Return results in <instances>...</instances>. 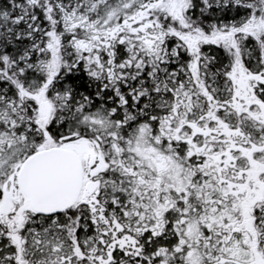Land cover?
<instances>
[{
	"label": "snow or ice",
	"instance_id": "obj_1",
	"mask_svg": "<svg viewBox=\"0 0 264 264\" xmlns=\"http://www.w3.org/2000/svg\"><path fill=\"white\" fill-rule=\"evenodd\" d=\"M0 264H264V0H0Z\"/></svg>",
	"mask_w": 264,
	"mask_h": 264
}]
</instances>
